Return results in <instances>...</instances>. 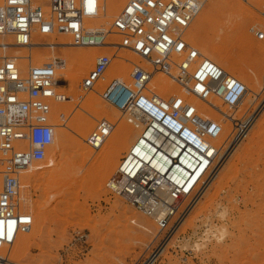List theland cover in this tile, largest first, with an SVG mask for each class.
<instances>
[{
	"label": "rangeland",
	"instance_id": "rangeland-1",
	"mask_svg": "<svg viewBox=\"0 0 264 264\" xmlns=\"http://www.w3.org/2000/svg\"><path fill=\"white\" fill-rule=\"evenodd\" d=\"M98 1L99 9L85 22L89 27L107 30L127 0ZM202 3L186 32L187 41L240 79L247 92L237 106L228 107L213 97L196 98L168 75L152 74L146 85L150 92L166 103L180 99L181 110L186 104L194 107L187 125L212 121L221 129L217 136L204 134V138L222 150V159L213 167L210 164L189 194L181 195L177 206L183 212L173 216L179 215L167 231H158L154 220L121 196L109 193L105 184L114 172L105 180L101 176L103 158L115 143V135L133 122L100 99L99 92L114 78L129 81L132 64L149 68L147 60L119 46L125 37L116 33L106 35V44L112 47L75 45L68 34L43 31L41 45L31 51L24 49L16 54L0 50L7 56L29 55L33 66L64 60L65 76L59 77L65 86L58 90L68 97L65 102L51 105V121L56 129L45 159L19 173L20 200L32 213L33 223L27 232L15 237L4 257L16 264H139L154 251L148 263L156 258L154 264H264V38L258 40L254 34L256 30L264 33V0ZM7 39L13 42L11 37ZM107 52L113 57L101 81L94 90L83 91L81 79L96 56ZM15 61L23 70L28 67L23 60ZM102 116L114 122V128L102 146L93 151L85 139L95 120ZM139 124L143 129L126 151L133 149L143 132V136L147 134L146 124L142 120ZM248 146L252 155L246 164L238 165L234 169L237 173L227 171L236 154ZM252 167L257 176L246 171ZM225 173H230L229 177ZM224 181L228 185L225 182L223 186ZM233 185L239 189L236 191Z\"/></svg>",
	"mask_w": 264,
	"mask_h": 264
},
{
	"label": "built area",
	"instance_id": "built-area-1",
	"mask_svg": "<svg viewBox=\"0 0 264 264\" xmlns=\"http://www.w3.org/2000/svg\"><path fill=\"white\" fill-rule=\"evenodd\" d=\"M98 3V0H0V37L10 36L13 45L26 46L37 29L68 34L75 45L112 47L106 44V35L116 33L125 37L119 46L147 60L149 68L132 64L129 81L114 78L105 82L99 97L129 122L135 114L151 125H158L161 130L151 128L161 136L160 144L165 139L168 146L176 148L175 155L156 143V149H164L158 152L164 153L169 162L160 156L157 165L149 160L139 159L136 163L123 158L105 188L153 216L158 231H167L183 212L178 210L179 215L173 217L179 207L177 199L192 191L211 164L209 144L203 135L215 136L219 126L212 121L200 126L187 125L186 121L193 118L194 107L186 104L181 110L180 99L166 103L150 92L146 85L151 75L154 72L168 75L196 98L213 97L228 107L243 100L247 86L187 41L185 34L201 8L200 0H127L107 30L89 27L85 22L99 9ZM254 34L258 40L264 38L261 31ZM6 46L0 44V50L4 51ZM112 57L110 52L96 56L92 68L81 79L83 91L94 90ZM56 69L55 65H30L22 72L14 58L0 54V264H16L3 254L7 255L15 237L27 232L33 223L32 213L20 200L19 173L31 163L44 160L53 143L56 125L50 119L51 105L68 99L58 90ZM113 128L114 122L109 118H97L86 136V144L97 151ZM182 159H192L197 164L194 168H183ZM176 166L189 175L183 178ZM152 253L139 264H154L156 258L148 263Z\"/></svg>",
	"mask_w": 264,
	"mask_h": 264
},
{
	"label": "bare ground",
	"instance_id": "bare-ground-1",
	"mask_svg": "<svg viewBox=\"0 0 264 264\" xmlns=\"http://www.w3.org/2000/svg\"><path fill=\"white\" fill-rule=\"evenodd\" d=\"M201 1V3H202V0H200ZM203 4V3H202ZM202 4H201V8H202ZM201 8H200V10H201ZM200 10H199V12H200ZM199 12H198V14H199ZM197 14V15H198ZM196 15V16H197ZM196 16H195V18H196ZM194 18V19H195ZM194 21V20H193ZM192 21V22H193ZM192 24V23H191ZM191 26V25H190ZM189 29V28H188ZM188 29H187V31H188ZM186 31V32H187ZM42 35H43V31H41V30H34L33 32H32V34L30 35V38H29V40H28V42H27V45L26 46H15V45H13V42H11L10 43V39H7L8 38V36H4V37H0V44H7L8 46H6V48L4 49V51H9V50H13V51H15V53L17 54V52L19 51V50H24V49H26V50H29V51H31L32 50V48L33 47H35V46H38V45H41V43H40V38L42 37ZM186 35V34H185ZM10 37V36H9ZM3 51V52H4ZM3 56H7V55H5V54H3ZM7 57H11V58H15V59H19V60H23L24 61V64H26V66H30L31 64H29V62H30V56L29 55H25V57L24 56H7ZM16 62V61H15ZM52 65H55L56 66V76H57V79H58V82H57V86H58V88L59 87H61V86H65V81H64V79L63 78H60L59 77V75H64L65 76V68H66V64H65V61L64 60H62V59H59V60H55L54 62H53V64ZM33 66V65H32ZM36 66V65H35ZM141 66V65H140ZM20 68H21V66H20ZM22 69V68H21ZM63 70V71H62ZM22 72H23V69H22ZM151 78H152V75H151V77H150V80H151ZM149 80V81H150ZM105 111V110H104ZM194 114V113H193ZM133 117H134V120L132 119L131 120V122H133V124L130 126V127H127V128H121L120 130H119V132L115 135V143H113L111 146H109V152L104 156V158H103V166H102V168H101V176H103V180H105V178L106 177H108L110 174H112V172H114L113 171V169L114 170H116L117 169V167L119 166V164H120V162L122 161V159L123 158H128V161H134V162H136V163H138V161H139V159H141L140 160V162H143V161H147V160H149V162H151L152 164H154V165H157V158L160 156V158H163V159H165L166 160V157L164 156V153H160V152H158V151H162V150H166V151H170V153L171 154H173V155H175L174 153H175V151H176V148H174V149H172L173 148V146L172 145H167L166 144V140L164 139V142L162 143V144H160V141H161V136L160 135H156L155 134V131H154V133H153V128H151V127H155L156 126V128L158 127L159 128V126L158 125H155V124H153V125H151L149 122H145L143 119H140L137 115H133ZM50 119H51V115H50ZM142 120L143 121V124H146V127H147V134L145 135V136H143L144 135V132H143V134H142V136L140 137V139L136 142V148L133 150V149H130L129 151H126L131 145H132V143H134L135 142V139H136V137H137V134H138V132L140 131V130H142L143 129V126L141 125V124H139V122H140V120ZM159 130H161L160 128H159ZM221 129H220V127H219V131H220ZM164 131V130H163ZM218 131V132H219ZM112 132V131H111ZM110 132V133H111ZM217 132V133H218ZM204 136V135H203ZM216 136H217V134H216ZM148 138V139H147ZM150 139H152L151 141H154L153 143L150 141ZM204 140L209 144V151H208V154L209 155H211L212 156V161H211V165H212V167H213V165H215V164H217V162L216 161H218L219 159L221 160L222 159V156H221V151H220V149H218V148H215L214 146H212L211 145V143L207 140V139H205L204 138ZM156 143H158V144H160V146L161 147H163V148H158V149H156V147H157V144ZM171 147V148H170ZM132 148H134V147H132ZM132 150H133V152H132ZM124 151H126L125 153H124V155L122 156V158H121V160L119 161V163H118V165H117V167H115L116 166V163H117V161H118V159H119V157L122 155V153L124 152ZM169 153V154H170ZM252 153V148H251V146H248V147H246V148H244L240 153H238V154H236V156L234 157V161H232V163L229 165V167H228V169H227V171H229V170H231V169H236V167L238 166V165H245L246 164V161H247V158H248V156L249 155H252L251 154ZM135 154V155H134ZM171 156V155H170ZM185 158H187V157H185ZM131 159V160H130ZM167 159H168V157H167ZM169 161V160H168ZM218 162H220V161H218ZM182 165H183V168H186V167H189V168H194L195 167V164H197V162L195 161V160H185V159H182V163H181ZM210 165V166H211ZM256 165V164H255ZM254 165V166H255ZM209 166V167H210ZM256 166H258V165H256ZM29 167V166H28ZM27 167V168H28ZM208 167V168H209ZM27 168H25V169H23V170H26ZM162 168V167H161ZM176 168V170H178L179 171V173L180 174H182L183 175V178H186L187 176H185V174H188L187 173V171H184L183 169H180L178 166H176L175 167ZM189 168H188V170H189ZM244 168V167H243ZM245 168H249V167H245ZM253 168L254 167H252V169H246V171L247 172H251L250 174H252V176H257L258 175V173L257 172H255V170H253ZM238 169H239V167H238ZM241 169V168H240ZM22 170V171H23ZM244 171H245V169H243ZM243 170H241V172H243ZM234 171H236V173H237V170H234ZM240 171V170H239ZM21 172V171H20ZM196 173H198V171H196ZM211 173V171L209 172V174ZM245 173V172H244ZM256 173V174H255ZM226 174H228V173H225V175L224 176H226ZM253 174H255V175H253ZM189 175V174H188ZM229 175H230V173L228 174V176L227 177H229ZM235 175V174H234ZM244 175V174H243ZM243 175L241 176L242 178H243ZM236 176V175H235ZM249 176V175H248ZM251 176V177H252ZM250 178V177H249ZM255 177H253L252 179H254ZM226 179V181H228L229 180V178H228V180H227V178H225ZM224 179V180H225ZM256 179V178H255ZM261 179V178H260ZM20 180V179H19ZM173 180H175V181H177V178H174ZM234 180V179H233ZM247 180V179H246ZM246 180L244 181V183L246 182ZM21 181V180H20ZM226 181H224V183H223V186H225L224 184H225V182ZM250 181V180H249ZM178 183H180L181 182V180H179V181H177ZM186 182V181H185ZM221 182H223V181H221ZM247 183H249L250 184V182H248L247 181ZM254 183V182H253ZM252 183V184H253ZM226 184H227V182H226ZM235 184H236V182H235ZM228 185V184H227ZM248 185V184H247ZM254 185V184H253ZM257 185V184H256ZM255 185V186H256ZM222 186V185H221ZM222 186V187H223ZM234 186H237V185H233L232 187H234ZM243 186V185H242ZM241 187V186H240ZM252 187V186H251ZM225 188V187H224ZM223 188V189H224ZM235 188V187H234ZM244 188H246V186L244 187ZM237 189H239V186H238V188H235V190L237 191ZM241 189V188H240ZM257 189H259V186H258V188ZM235 190H234V192H235ZM243 191H245L246 189H242ZM252 190V189H251ZM227 191V190H226ZM247 191V190H246ZM253 191V190H252ZM249 192V191H248ZM221 193V192H220ZM244 193V192H243ZM258 192H256V194H257ZM234 194H236V193H234ZM223 195V194H222ZM228 195H229V191H228ZM243 195V194H242ZM241 195V196H242ZM247 195V194H246ZM253 195V194H252ZM243 196H245V194L243 195ZM239 197V196H238ZM121 198H123L126 202H127V200H126V198L124 197V196H121ZM181 198V196L177 199V201H176V205H177V203H178V200ZM222 198V197H221ZM224 198V197H223ZM234 198V197H233ZM237 198V197H236ZM251 198V197H250ZM227 199V198H226ZM238 199V198H237ZM244 200V199H243ZM224 201H225V199H224ZM228 201H229V199H228ZM251 201V200H250ZM220 202V201H219ZM222 202V201H221ZM229 202H231V200L229 201ZM234 202V201H233ZM251 202H253V201H251ZM129 203V202H128ZM254 203H256V201L254 202ZM130 205H132L131 203H129ZM221 204V203H220ZM133 206V205H132ZM133 207H135V206H133ZM223 207V206H222ZM227 207V206H226ZM136 208V207H135ZM231 208H232V206H231ZM235 208V207H234ZM237 208V207H236ZM235 208V209H236ZM137 209V208H136ZM225 209V208H224ZM138 210V209H137ZM218 210V209H217ZM227 210V209H226ZM140 211V210H139ZM223 211H225V210H223ZM141 213H143L144 215H146V216H148V217H150L152 220H154V217L153 216H150V215H148V214H146V213H144V212H142V211H140ZM226 212V211H225ZM178 213V207H177V210H176V212H175V215ZM224 213V212H223ZM216 214H217V212H216ZM221 214V213H220ZM219 214V215H220ZM226 214V213H225ZM174 215V216H175ZM223 215V214H222ZM221 216V215H220ZM228 216V215H227ZM223 218V217H222ZM154 222H155V220H154ZM214 226V225H213ZM33 227V226H32ZM145 228H147V227H145ZM209 228V227H208ZM148 229V228H147ZM205 229V228H204ZM210 229V228H209ZM213 229V228H212ZM143 230H145V229H143ZM146 231V230H145ZM148 231V230H147ZM205 232V231H204ZM199 237V236H198ZM197 237V238H198ZM224 237V236H223ZM218 238H219V236H218ZM199 239V238H198ZM211 239V238H210ZM222 238H220V240H221ZM220 240H218V243H219V241ZM194 245H196L197 244V242H195V243H193ZM196 246H198V245H196ZM5 264H7V263H5Z\"/></svg>",
	"mask_w": 264,
	"mask_h": 264
}]
</instances>
